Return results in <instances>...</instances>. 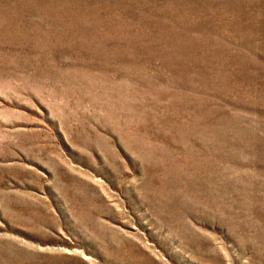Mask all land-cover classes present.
I'll return each mask as SVG.
<instances>
[{
  "label": "rangeland",
  "instance_id": "1",
  "mask_svg": "<svg viewBox=\"0 0 264 264\" xmlns=\"http://www.w3.org/2000/svg\"><path fill=\"white\" fill-rule=\"evenodd\" d=\"M0 264H264V0H0Z\"/></svg>",
  "mask_w": 264,
  "mask_h": 264
}]
</instances>
